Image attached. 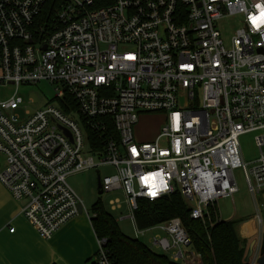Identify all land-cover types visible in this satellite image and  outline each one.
Wrapping results in <instances>:
<instances>
[{
	"label": "built area",
	"instance_id": "1",
	"mask_svg": "<svg viewBox=\"0 0 264 264\" xmlns=\"http://www.w3.org/2000/svg\"><path fill=\"white\" fill-rule=\"evenodd\" d=\"M262 11L264 0H0V85L15 86L0 100V183L41 237L85 211L67 177L106 165L101 191L122 196L109 209L124 205L136 234L157 230L150 244L170 260L200 264L178 217L139 228L134 212L179 191L203 219L237 192L235 169L250 193L264 190ZM229 18L239 25L226 47ZM42 80L56 102L31 112L16 90ZM143 114L162 115L151 140L134 133ZM87 130L105 141L101 153ZM249 131L258 156L248 167L238 138ZM104 243L98 264H108ZM260 255L258 244L246 263Z\"/></svg>",
	"mask_w": 264,
	"mask_h": 264
},
{
	"label": "trees",
	"instance_id": "2",
	"mask_svg": "<svg viewBox=\"0 0 264 264\" xmlns=\"http://www.w3.org/2000/svg\"><path fill=\"white\" fill-rule=\"evenodd\" d=\"M107 129L115 136L113 125H108ZM91 135L94 136L87 130L88 149L101 153L105 141H92ZM189 213L185 199L175 191L153 201L140 199L134 218L137 227L146 228L178 217L190 237L192 249L200 256V264H247L243 260L246 240L239 237L236 229L239 219H220L213 206H209L203 219H193ZM90 221L97 238L105 240L103 249L108 264H181L125 235L100 198L90 206ZM88 264H98L97 259L90 260Z\"/></svg>",
	"mask_w": 264,
	"mask_h": 264
},
{
	"label": "rangeland",
	"instance_id": "3",
	"mask_svg": "<svg viewBox=\"0 0 264 264\" xmlns=\"http://www.w3.org/2000/svg\"><path fill=\"white\" fill-rule=\"evenodd\" d=\"M239 25L237 19L229 18L220 23V29L224 40V45L228 47L229 38L235 27ZM15 92V86L11 84L0 85V100H5L13 95ZM16 95L22 99V105L29 111H34L42 107L47 102L55 103L53 86L47 81L42 80L35 84H21L16 90ZM163 124L162 115L159 114H143L138 117L136 125L134 127V133L140 140H151L155 137L159 127ZM257 132L249 131L244 132L239 136V143L242 150L243 158L248 163V167L253 164V161L258 156L257 148L254 144V135ZM0 161L3 167V157L0 155ZM114 169L111 166H99L96 168L88 169L83 172L75 174L73 177H69L67 182L72 185L71 180H76L79 184L80 196L82 197V205L84 209H88L91 203L100 198L103 205L110 211V213L117 220V224L121 231L128 237L138 239L147 245L152 251L163 254L164 252L159 248L150 244L149 237L157 233V230H147L143 234H136L131 220L126 216L127 211L123 205L121 209L110 210L108 206L109 199L119 197L122 199L120 192L110 193H98L97 188V175L102 177L105 174L113 172ZM234 178L238 187L237 192L233 195V198H220L216 201L218 211L224 220L231 217L233 219L246 220L250 216H253L254 227L252 232L249 233L246 240V249L248 244L254 240L252 249L263 245L264 240V190L258 193H250L247 189L244 176L239 169H235ZM89 181H91L92 187H87ZM74 190L78 194V188L73 186ZM84 192V193H83ZM81 193H83L81 195ZM87 196V199H85ZM91 198H93L91 200ZM91 200V201H89ZM191 201H187V205H191ZM215 207L214 205H212ZM87 211V210H86ZM239 225V223H238ZM237 225V226H238ZM239 228V227H238ZM237 228V234H238ZM240 237V234H238Z\"/></svg>",
	"mask_w": 264,
	"mask_h": 264
},
{
	"label": "crops",
	"instance_id": "4",
	"mask_svg": "<svg viewBox=\"0 0 264 264\" xmlns=\"http://www.w3.org/2000/svg\"><path fill=\"white\" fill-rule=\"evenodd\" d=\"M74 175H69L67 179ZM71 182L78 188L77 194L75 188L68 183L72 189L74 188L82 204L79 184L76 180ZM87 187H92L91 181ZM23 203L24 200H16L0 183V264H88L90 260H94L98 244L90 221V208L78 213L50 238L45 239L22 214ZM215 211L218 217L223 219L217 204ZM252 217L239 222L237 228L239 227L238 234L241 238H247L252 232L254 227ZM228 219L233 218L229 217L226 220ZM10 228H13V231H9Z\"/></svg>",
	"mask_w": 264,
	"mask_h": 264
},
{
	"label": "water",
	"instance_id": "5",
	"mask_svg": "<svg viewBox=\"0 0 264 264\" xmlns=\"http://www.w3.org/2000/svg\"><path fill=\"white\" fill-rule=\"evenodd\" d=\"M97 188H98V193H102V191L100 189V177L99 176H97ZM79 212H81V206L80 205H79ZM254 243H255L254 240H252L248 244L244 258H243L244 262L248 261V257L250 256V254L252 252V247H253ZM262 243H263V245L260 247L261 255L258 258V263H260V264H262L264 262V240Z\"/></svg>",
	"mask_w": 264,
	"mask_h": 264
},
{
	"label": "snow or ice",
	"instance_id": "6",
	"mask_svg": "<svg viewBox=\"0 0 264 264\" xmlns=\"http://www.w3.org/2000/svg\"><path fill=\"white\" fill-rule=\"evenodd\" d=\"M257 7H260V6L257 5ZM259 19L261 20V22H264V11L261 12ZM251 20H252L253 24L257 23V17H251Z\"/></svg>",
	"mask_w": 264,
	"mask_h": 264
}]
</instances>
